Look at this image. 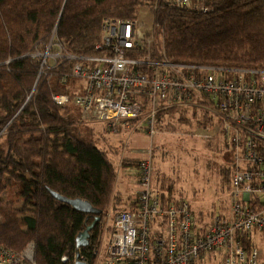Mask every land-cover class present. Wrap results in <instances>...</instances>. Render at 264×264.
<instances>
[{"label": "trees", "instance_id": "trees-1", "mask_svg": "<svg viewBox=\"0 0 264 264\" xmlns=\"http://www.w3.org/2000/svg\"><path fill=\"white\" fill-rule=\"evenodd\" d=\"M202 4L193 9L160 0H0L1 246L19 253L32 245L35 264H73L81 255L93 263L103 232L101 216L110 206L118 211L116 164L93 142L76 137L72 106L52 101L54 95L80 84L71 75L72 67L80 58L98 55L94 47L104 19L142 23L140 16L150 14L147 24L156 47L149 49L150 57L189 66L195 74L200 68L264 72V0H203ZM137 52L146 54L144 47ZM212 122V116L198 108L175 107L157 113L155 129L212 128ZM128 123L132 126L136 121ZM120 130L125 129L115 132ZM108 152L120 154L109 145ZM140 162L124 158L120 166L139 176ZM219 174L229 186L230 169L220 168ZM160 188L155 189L163 203L187 202L174 198L171 188ZM53 194L85 201L100 212L87 247L76 249V238L94 216L74 210ZM134 202L119 210L134 211ZM207 217L209 223L215 219ZM254 236L244 238L246 249L256 247Z\"/></svg>", "mask_w": 264, "mask_h": 264}, {"label": "built area", "instance_id": "built-area-1", "mask_svg": "<svg viewBox=\"0 0 264 264\" xmlns=\"http://www.w3.org/2000/svg\"><path fill=\"white\" fill-rule=\"evenodd\" d=\"M160 1L177 8L203 5V0ZM143 25L104 19L94 47L98 55L80 58L72 67L80 84L52 101L75 107L83 118L113 132L142 124L150 137L160 110L195 107L209 114L213 130L200 138H219L235 156L229 213L201 227L187 202L163 203L152 185L149 148L139 165L141 189L134 211L115 213L100 259L95 251L96 262L81 255L73 264H258V249H246L243 240L264 233V72L200 68L195 74L189 66L154 60L149 55L151 28ZM142 47L146 54L139 56ZM33 256L32 245L19 253L0 245V264H35Z\"/></svg>", "mask_w": 264, "mask_h": 264}, {"label": "rangeland", "instance_id": "rangeland-1", "mask_svg": "<svg viewBox=\"0 0 264 264\" xmlns=\"http://www.w3.org/2000/svg\"><path fill=\"white\" fill-rule=\"evenodd\" d=\"M151 16L146 14L140 16V21L145 23V28ZM150 48H156L153 38ZM72 113L71 118L76 121L74 133L76 137L85 142H93L102 152L106 153L111 162L117 166V181L115 193L120 198L119 209L126 208L130 201L137 198L140 191L138 173L121 168V161L124 158L144 160L147 158L149 148H157L152 152V185L166 191L169 187L174 198H183L187 201L196 223L199 225L209 223L208 214L214 216L228 215L229 213V186L221 182L220 168L230 169V180L234 172L235 156L226 148L221 141L216 144L217 138L204 141L200 138L203 132L211 134L212 128H189L184 126H173L157 131L153 137L146 133L145 126L139 124L134 130H120L118 133L110 132L103 123L95 122L82 116L75 107H69ZM85 119V121H84ZM206 140V139H205ZM211 144L212 146H210ZM108 145L120 151L119 156L110 155ZM211 147V148H210ZM118 153V152H117ZM129 173L131 185H127L124 172ZM125 180V179H124ZM119 184V186L117 185ZM121 186V187H120ZM117 209H109L101 216L100 226L101 239L97 254L102 257L108 243L109 229L113 216ZM199 213L203 216L199 219ZM201 220L202 223H199ZM106 229V230H104ZM108 233V234H107ZM262 234V233H259ZM255 234V245L258 249V264H264V234ZM97 261V256L94 262Z\"/></svg>", "mask_w": 264, "mask_h": 264}, {"label": "water", "instance_id": "water-1", "mask_svg": "<svg viewBox=\"0 0 264 264\" xmlns=\"http://www.w3.org/2000/svg\"><path fill=\"white\" fill-rule=\"evenodd\" d=\"M53 195L58 201H60L64 204H68L74 210L81 212V213L90 214V215L94 216V221L82 233H80L76 238V249H81V248L87 247L88 246V239H89V232L92 230L95 223L99 221L100 212L98 210H95L89 203H87L85 201H82L79 199L69 200V199L63 198L57 194H53ZM75 264H81V263L76 262Z\"/></svg>", "mask_w": 264, "mask_h": 264}, {"label": "crops", "instance_id": "crops-1", "mask_svg": "<svg viewBox=\"0 0 264 264\" xmlns=\"http://www.w3.org/2000/svg\"><path fill=\"white\" fill-rule=\"evenodd\" d=\"M129 173H131V172H127V171H126V172H124V173H123L124 175H123V177H122V178H124L125 180L123 179L122 181H126L125 183H127V182H128V184H127V185H129V186H130V185H131V183H130V182H131V179H132V178H130V180H129V175H130ZM117 185L119 186V184H117ZM120 187H121V186H120ZM133 200H134V199H133Z\"/></svg>", "mask_w": 264, "mask_h": 264}]
</instances>
